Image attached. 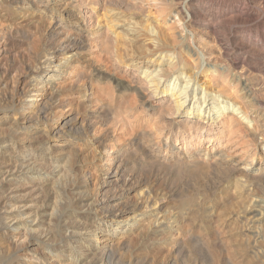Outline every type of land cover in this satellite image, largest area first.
<instances>
[{"label": "bare ground", "instance_id": "obj_1", "mask_svg": "<svg viewBox=\"0 0 264 264\" xmlns=\"http://www.w3.org/2000/svg\"><path fill=\"white\" fill-rule=\"evenodd\" d=\"M152 1H153L154 5L157 4L160 6V4H161V3H159V4L156 3V2H158V0L157 1L152 0ZM71 4H72L71 0H4V1L0 0V65H1V61H5V63L2 65V68H0V131H2L1 126H7L8 125L6 128L7 132L11 134L10 136H12L8 140V139L4 138L5 136L3 135V133H0V193L4 194V195L0 194V222H1L0 223L1 224V226H0V238H1V240H0L1 241V243H0V257L8 258L7 264H62L63 263L62 261H61L62 263H59L56 260H52L50 257H46L45 259L38 261L34 257H25V254H22V252L24 251L23 247H25L26 244L29 243L30 237L33 234H39L40 233L41 230L39 231V229H37V225L42 220L43 216L46 213V210L50 211V209H52L54 211V209L56 208L55 207L56 203L53 200H51L52 202H54L53 206H51V207H48L49 202H47V200L45 198H44V200H41L42 199L41 198V192L39 191L38 188L44 181H46L45 179H47V176H43V174H46L45 170H52L53 172H54V170H57L58 173L61 172V175L63 174L64 176L67 175V176H73V177L77 178L80 181L79 188L87 190V191H85L86 194L84 193V191H82L83 195L85 194V196L81 197V195H82L81 194L80 195L81 198H78V199H80L78 203H81V204L84 203V205H86L87 208H89V209L94 208V209H97L100 211L99 213H95L93 215V219L91 220V224L89 226L88 225L84 226V225L76 223V222L75 223L68 222V221L66 222L65 220L60 222L59 232L62 233V236H63V237H61V239L64 240L69 245L68 246L69 254L67 255V262L64 264H103L105 258L107 260V258L109 256H111L113 253H115V251H119L118 249H122L124 246L129 245V243H130L129 238L131 237V235H134V234H138L142 237V241L144 242V245L147 248L151 245L155 249L156 248H161V249L165 248L166 253L162 254L163 252H161L162 256L158 259V261H156L155 264H177V262H176L177 259L173 257V254H175V252L179 253L180 244L178 243V240L180 238L179 239H178V237L173 238V236L171 237L168 235L163 236V234H165V233L167 234L165 229L171 230L173 227L172 226L173 224L174 225L179 224V220H177L178 219L177 216H175L174 214L172 215L170 213L171 210L170 211L167 210V207L164 206L167 203L166 202L164 204V201L167 199L166 195L168 193L165 194V193H162L161 190L154 189L153 186L147 180H146V184H145L143 190L141 189L142 190L141 192H139V193L137 192L138 187H139V185H138L139 181H136L135 177L133 176L134 173H127L126 172V170H127L126 160L122 156L121 148H118L116 146L117 145L116 142H119V141H116L115 142L116 145L113 144L110 147L103 146L102 150L98 151V152L95 150L96 149L95 147H94L95 149L92 148L93 145H95L99 142V140H98L99 138H96V134H95L96 126H98V123H97L98 114H96V112H93V110L95 108L97 109L101 104L98 106V102H97L98 99L94 100V98L92 97L93 94L91 92V89L93 87L92 84H96V82L99 81V78H100L99 72L102 71V69L101 70L99 69L100 71L98 70L99 71L98 72V71H96L97 68L95 70L93 65L92 66L94 69L92 68L91 65H90L91 68L88 69L89 64H88V66L84 65V64L87 65L88 62L86 63L82 54H79V51H80V49L83 50L82 49V46H83L82 40L85 39V37H87V36L84 35L82 30H80V25H82V24H80L81 20L79 17L81 15L80 16L78 15L79 17L76 16L75 12H77V11L74 12V9L71 7ZM165 4H167V2ZM76 7H77V5H76ZM76 7H75V9H76ZM175 7H177V6H175ZM159 10H161V9H159ZM102 11H104V10L102 9ZM201 16H203V15H201ZM67 20H69V21L72 20L74 24L68 25V23L66 22ZM101 20L102 19H100V21ZM212 20H214V19H212ZM102 21H105L104 22V24H105L107 22H110L111 20L107 21V22H106V20H102ZM97 22H95V23H97ZM112 23L115 24V21H112ZM227 23H229V22H227ZM113 24H111V25H113ZM208 24H210V22ZM221 24L224 25V22H222V23L220 22V24H219L220 29L222 28ZM99 25H98V27L101 26V25L100 26ZM115 25H117V24H115ZM24 26H26V28H27V26H33L34 32L29 31L28 34H24V38L26 37V39H27V42L25 41L26 42L25 48L16 54L17 58L19 57L17 60H15V59L10 60L13 58L12 53L14 52V51L12 52V50H13L12 49L13 48L12 47V39H11L12 36L10 33L12 31H14V33H22L23 34L24 33V31H23ZM170 26L172 27L173 25L170 24ZM207 26H209V25H207ZM12 27H13V29H12ZM94 27H96V26H94ZM110 27L111 26H109L108 29ZM86 28H87V26H86ZM213 29H214V27H213ZM223 29H224V27H223ZM83 30H84V27H83ZM129 30H131V28ZM102 31L104 32V30H102ZM210 31H211V29H210ZM227 31H229V30H227ZM169 32H171V31H169ZM204 32H206V31H204ZM135 33L131 32L130 34L137 35ZM96 34L99 35L98 33H96ZM156 34H155V36H156ZM214 34L215 33L213 32V35ZM21 37L23 38V35ZM132 37H134V36H132ZM16 38H18V37H16ZM89 38H91V37H89ZM152 38L154 39V37H152ZM225 38L227 40L228 37H225ZM158 40H159V37H158ZM150 41L151 40H149V42ZM154 41H152V43ZM169 41H170V39H169ZM228 43H230V42H228ZM228 43L226 42V45ZM149 44H151V43H149ZM189 44H190V42H189ZM167 45H168V43H167ZM20 46H21V44H20ZM160 46H161V44H160ZM224 47L225 46H223V48ZM162 48H164V47H162ZM89 49H90V47H89ZM205 49H207V48H205ZM87 51H89V50H87ZM147 52H149V51H147ZM150 52H152V51L150 50ZM206 52L207 51H205V53ZM158 53H159V50H158ZM89 54H90V52H89ZM16 55L14 54V56H16ZM162 55H163V53H162ZM201 55H203V54L201 53ZM201 55H199V56H201ZM89 56H91V55H89ZM143 57L145 58L146 56H143ZM147 57H150V55ZM172 57H173V55H172ZM204 58H205V56H204ZM204 58H202V59H204ZM124 60H125V57H124ZM124 60H122V62ZM181 60H183V58ZM184 61L185 60H183L182 62H184ZM80 62H84V64L82 65V63H80ZM134 62H136V61H134ZM174 63H177V62H174ZM186 63H187V61H186ZM203 63H205V62H203ZM138 64H141V62H138ZM193 64L195 65V63H193ZM136 65H134V66H136ZM200 65H201V63H200ZM202 67H203V65H202ZM139 68L140 67H138L136 69H139ZM242 68H243V66H242ZM178 69H179V66H178ZM182 69H183V67H182ZM169 70L170 69H168V71ZM193 70H194V73L192 72L193 74L189 75L187 77L188 79L186 81H184V83L182 84V86H184L183 90L179 92L178 97H176V98H175V95L177 94L176 92H178V90L176 91L177 84L173 85L171 88H169V90H166V89L159 90L158 86L160 85V80L162 78V77H160L161 76L160 74H162L163 72H160V74H159L158 71L156 70L157 73L155 72V74L152 76V74H148V69H146V70H144L143 75H146V78H149L151 75V77L148 80H146L147 81L146 84L150 88H152V90L151 89L150 90L152 91L151 94L153 95V97L156 93L165 94L167 92L169 93V91H170L169 95L171 96V98L176 99V100H173L172 105H171V107L173 106V108H171V109H174L175 113H177V115H181L179 112L181 111L182 107L186 104V102L189 100V95L186 94L185 90H191L192 91V85L197 86V84H198L197 80H196V76H197L199 68H195ZM159 71H161V70L159 69ZM164 72H166V71H164ZM170 73H171V71H170ZM223 77H225V76H223ZM242 78L243 77H241V75H239L238 73H232V72L229 74V77H228V83H230V85H233V83L236 82V85H234L232 87L235 90V93L236 94L238 93L237 94L238 96H242V92L245 95L244 91L246 90V84L245 85L243 84ZM222 83L223 82L221 81L220 84H222ZM143 85H145V84H143ZM143 85H142V87L145 88L146 86H143ZM140 86H141V83H140ZM133 87H134V85H133ZM223 87H225V86L223 85ZM226 88H227V86H226ZM236 88H237V90H236ZM220 89H221V87H220ZM135 90H136V92H139L140 89H139V87H137ZM193 90L195 93L196 89H193ZM206 90L207 89L202 88L201 97H198V99L196 101H194V103H192L191 108L187 109L186 112H184L186 118L181 119L182 116H181V118H180V116H178L180 119H178L177 121L171 122L173 127L171 126V124L168 123L167 124V125H169L168 127H165V126L163 127L162 125H161L162 126L161 127L159 125V127L155 130V133L158 136V143H159V145H161V147L158 146L159 150H160V148H162V145L165 148V151L162 150L165 153H164V157L161 158V162H165L167 160L171 161V160L176 159L177 163L183 162L186 166H188V169H189V167H195L196 166V168H197V166H198V167H201V169L205 170L207 173H210L211 175H214V176H218L219 181H220V174H222L224 183H229L231 181H234L235 184H233V186H232L234 191H237L238 189L240 191L243 190L244 194L248 195V192H251V189L249 188V186L251 185L250 183L253 180H257L264 187V130H262L261 133L260 132L257 133L254 131L255 125H253V123L251 124V121L248 119V117L246 115L247 113L244 112L245 109L242 108L241 104L236 105V104L231 103V104L227 105V103H226L227 101L225 103H223V101L220 102L218 97H213V95ZM224 90H226V89H224ZM250 91H251V88H250ZM151 94L149 96H151ZM226 94H228V93H226ZM249 97L250 96H248L247 99ZM193 98L195 99L196 95H194ZM209 98L211 101L209 103H211V104H208ZM177 99H179V100H177ZM95 101L97 102V104L94 103ZM250 101H251V99H250ZM72 102L77 103V107L80 106L82 108V110H84V111H86L87 109H90L93 106V104H95L94 105L95 108L94 109L92 108L93 113H91V116H88V117L86 116V118H85L84 116L82 117L79 115L80 114V113H78L79 110L77 111V108L73 107V105L71 104ZM191 102H193V101H191ZM245 103H247V102H245ZM253 105H255V103ZM248 106H250V105H248ZM260 107H262V106H260ZM247 109H249V108H247ZM101 110H102V108H101ZM99 111H100V109H99ZM101 113H100V115H101ZM172 113H174V111ZM259 114H261V113H259ZM138 115H139V113H138ZM138 115H137V117H138ZM146 115H147V113H146ZM154 116H156L157 119L165 116V110L162 109V106L158 105L153 110V113L148 115L146 117V119L148 120L149 117H152V119H153ZM142 118H143V116H142ZM162 119H164V118H162ZM262 119H264V118H262ZM128 123H129V121H128ZM262 123H261V125H263ZM257 124H258V122L256 123V125ZM125 125H126V123H125ZM239 125L243 127V129H244L243 131L249 133V138L247 139L248 140L247 142H249V144L247 143L244 146L243 145L241 146V144L243 142H240L241 144H237V141L240 140L237 138L238 136L236 137V135H237L236 133L239 132V130L237 132V129H238L237 126H239ZM122 126L124 127L123 124H122ZM122 126H121L122 130L120 129L121 131H123ZM155 127H156V123H155ZM235 127H237V128H235ZM98 128H99V126L97 127V129ZM255 129H257V128H255ZM258 129H259V127H258ZM85 130H88L89 132L93 133V136L91 137L92 139L90 138L91 140L83 142V141H80V139H78V140L65 139L67 136L66 134H68V133H72V134L74 133L77 136H80V135L84 136L83 132ZM149 132H151V131H149ZM112 133H113V131H112ZM154 135L150 134L148 137L146 136L147 140H144V141H146V144L150 147L152 146V143H155V142H152V140H153L152 136H154ZM97 137H98V135H97ZM241 138H242V136H241ZM138 139H139V137H138ZM102 140H104V138H102ZM244 141H246V140H244ZM38 142H40L41 144L39 143L36 145V143H38ZM111 142H112V138H111ZM136 143H138V142H136ZM109 144H110V142H109ZM142 144H144V143H142ZM40 145H42L44 147V149L41 148L44 151L43 155L42 154L37 155L34 152ZM141 146H143V145H141ZM84 149H86V151H85L86 154L90 155L91 161L95 163V166H92L90 168L88 166L85 167L82 165H78V159L77 158H79L78 157L79 153L81 151L83 152ZM62 150H65V154H64V152L62 153V155L64 154L63 165L60 167L55 166V163H57V161L55 160L54 154L61 152ZM97 150H99V149H97ZM150 153H151V151H150ZM59 155H61V154H59ZM150 155H152V154H150ZM6 156H7V159L4 158ZM84 156H86V155H84ZM165 156H168V157L165 158ZM80 157H82V156H80ZM155 157L159 158V154L157 153L155 155ZM126 158H127V156H126ZM58 159H59V157H58ZM79 160H80V158H79ZM138 164H140V163H138ZM135 168H137V167H135ZM179 169H180V167H179ZM129 171H131V169ZM53 172H51V173H53ZM234 173H238V178L237 177L232 178V175ZM187 174H188V172H187ZM59 176L60 175H58V177ZM164 176H165V174H164ZM142 177L143 176H140V178H142ZM143 179H142V181H144ZM73 183H75V182L73 181ZM50 184H52V182ZM69 186L70 185H68V187ZM65 187L67 188V186H65ZM77 187H78V184H77ZM118 188H119V194L117 193V195H112V196L110 195L109 196V193L112 190H115ZM172 188L173 187L171 186L170 189H172ZM258 188H260V187H258ZM22 189H25L26 193L23 196H20L19 193ZM73 189H71V190H73ZM61 190H64V189L62 188ZM166 190H168V189H166ZM227 190H229V189H227ZM176 191H178V190H176ZM132 192L138 193L136 195L138 197L136 199V201L133 203L128 202V201L123 202L122 201L123 196L125 197V195L132 193ZM168 192H169V190H168ZM243 192L241 195H243ZM219 193H221V192L219 191ZM232 193H234V192H232ZM236 193H238V191ZM256 193H258V191ZM70 194L72 195V193H70ZM176 194L177 193H175V195ZM200 194H202L201 191H200ZM220 195L221 194H219V196ZM244 196H246V195H244ZM47 198H49V197H47ZM134 199H135V197H134ZM193 199H195V198H193ZM216 199L217 198H215L214 201ZM244 199H246V201L241 203V205H240L241 211H240V213H237L238 214L237 218L239 217L242 219V221L244 220V226L248 227L249 229H250V227H253L255 225L260 226L262 224L264 226V198L263 197L262 198L256 197L254 195L249 194V196L247 198H244ZM61 204H62V202H61ZM192 204H193V202H192ZM170 205H171V203H170ZM78 206H81V205H78ZM205 206H206V208L208 207V205H205ZM205 206L203 205V207H205ZM86 207L84 206V208H86ZM83 209H82V211L85 210V209L84 210ZM209 209L211 211V208H209ZM183 210H186V208ZM215 210H217V209H215ZM197 212H199V211H197ZM175 214L177 215V213H175ZM181 214H182V212H181ZM188 216H190V215H188ZM186 217H187V215H186ZM212 220H213V218H212ZM221 221H223V220H221ZM202 223H204V222H202ZM209 223H210V220H209ZM214 223H215V225L216 224L220 225V217H218V219H216V221ZM242 229L243 228H241V230ZM256 229H257L256 233H255L256 237H255V240L253 243H258L260 241H264V229L261 227H258ZM19 230H21V231H19ZM216 232H217V229H216ZM218 232H219V229H218ZM98 234H100V236H98ZM48 235L49 234L46 233L45 235H42V238L47 239ZM185 235H187V234H185ZM185 235H183V236H185ZM35 236L37 237V235H35ZM39 236L40 235H38V237ZM172 239H174V240H172ZM175 239H178V240H175ZM189 239H191V238H189ZM217 239H219V238H217ZM135 240L138 241L137 238L134 239V241ZM43 241H45V239ZM190 241H188V242H190ZM181 242H182V239H181ZM260 243H262V242H260ZM253 245H255V244H253ZM262 245H263V243H262ZM262 245H259V246H262ZM197 246H199L198 250L203 247L202 244H197ZM210 247H212V246H210ZM26 248L27 247H25V249ZM147 248H145V249H147ZM194 248L197 249L196 247H194ZM203 249H204V247H203ZM214 249L211 248V250H214ZM125 250H126V248H125ZM156 250H158V249H156ZM152 251H153V249H152ZM162 251H164V250H162ZM259 251L260 250H258L257 254L261 255V253ZM154 252H155V250H154ZM202 252H206V251H202ZM219 252H220V250H219ZM250 252H255V251L250 250ZM234 253H236V252L234 251ZM215 254L216 253H214V255ZM236 254H234V255H236ZM142 255H145V254H142ZM81 256H84V257L81 258ZM176 257H178V256L176 255ZM208 257H210V256H208ZM233 257L234 256H232V258ZM244 257H246V256H244ZM113 258L116 260L115 257H113ZM123 258H124V253H123ZM125 258H127V257H125ZM210 258H212V256ZM215 258H216V256H215ZM114 259H112V261ZM136 259H138V258H136ZM234 259H235V257H234ZM64 262H65V260H64ZM126 262L128 264V261H126ZM184 262L186 263V261H184ZM145 263H147V262H145V261L140 262V264H145ZM2 264H4V263H2ZM109 264H111V263H109ZM119 264H123V263H121L119 261Z\"/></svg>", "mask_w": 264, "mask_h": 264}, {"label": "rangeland", "instance_id": "obj_2", "mask_svg": "<svg viewBox=\"0 0 264 264\" xmlns=\"http://www.w3.org/2000/svg\"><path fill=\"white\" fill-rule=\"evenodd\" d=\"M164 2L165 3L167 2V4H165ZM71 3H72L71 7L74 9V12L75 11L78 12V13L75 12L76 16L79 17L81 15L79 17L81 20L80 24H82V25H80V30H82L84 35L87 36V37H85L86 40L85 39L82 40V45H83L82 49L83 50L80 49L79 54H82L86 63L87 62L88 63H87V65L84 64V62H80V63H82V65L84 64L85 66H88V64H89L88 69L91 68L92 65L94 66L95 70L97 68L96 71H98L99 69L100 70L102 69V71H100V70H99L100 72L98 71L99 76H100L99 81L96 82V84H92L93 87L91 89V92L93 94L92 97L94 98V100L98 99L97 100L98 106L101 104L98 107L100 109V111L98 108L97 109L95 108V106H94L95 104H93V106L90 109H87L86 111L82 110V108L80 106L77 107V103L72 102L71 104L73 105V107L77 108V111L79 110L78 113H80L79 115L82 117L84 116L86 118V116L87 117L91 116V113H93V112H96V114H98L97 123H98L99 128L97 129L98 126H96L95 134H96V138H99L98 139L99 142L97 144L93 145L92 148L95 147L96 149L95 148L94 149L98 152V151L102 150L103 146L110 147L113 144L114 145L117 144L116 146L118 148H121L122 156L126 160V168H127L126 172L127 173H134L133 176L135 177L136 181H139L138 182L139 187L137 190L138 193L143 190V188L146 184V180L153 186L154 189L161 190V192L165 193V194L168 193L166 195L167 199L164 201V204L166 202L167 203L164 206L167 207V210H169V211L171 210L170 213L172 215L174 214L175 216H177V218H178L177 220H179V224H176V225L173 224L172 225L173 227L171 230L165 229L167 234L165 233V234H163V236L168 235L171 237L173 236V238H176V237H178V239L180 238L179 240L175 239V240H178V243L180 244L179 253L175 252V254H173V257L177 259L176 260L177 264H181V263L184 264L185 263L184 261H186L185 264H187V263L188 264H264V261H263L264 260V241H260L263 243V245L260 242H258L259 244L253 243L255 240V237H256V235H255L256 230H257L256 228L261 227L264 229V226L262 224L260 226L255 225L253 227H250V229H249L248 227L244 226V220L242 221L241 218H239V217L237 218V215H238L237 213H240V211H241V209H240L241 203L246 201V199H244V198H247L249 196V194L254 195L256 197H261V198L263 197L264 198V187L257 180H253L250 183L251 185L249 186V188L251 189V192H248V195L244 194L243 190L240 191L239 189L237 190L238 193H236L237 191H234V189L232 188L233 184H235L234 181H231L229 183H224L222 174H220V181H219L218 176L211 175L210 173H207L205 170L201 169V167H198V166H197V168L195 166V167H189V169H188V166H186L183 162L177 163L176 159L171 160V161L167 160L165 162H161V158L164 157L165 148L162 145V148H160V150H159V147H161V145H159L158 136L155 133V130L159 127V125L160 126L162 125L163 127L164 126L168 127L169 126V125H167L168 123L171 124V122L177 121L178 119L181 118V116H182L181 119L186 118L184 112H186L187 109L191 108L192 103H194V101H196L198 99V97H201L202 88L207 89L206 91L210 92L213 95V97H218L220 102L223 101V103H225L227 101L226 102L227 105L231 104V103L236 104V105L241 104L242 108L245 109V110L244 109L243 110L245 113H247L246 115H247L248 119L251 121V124L253 123V125L256 126V127L254 126V131L257 133L258 132L261 133L262 130H264V119H262V118H264V0H169V1L168 0H163V1L158 0V2H156V3H158V4L161 3L160 4L161 7L157 4L154 5L152 0H95V1L94 0H74V1L71 0ZM76 5H77V7H76ZM175 6H177V7H175ZM75 7H76V9H75ZM102 9L104 11H102ZM159 9H161V10H159ZM201 15H203V16H201ZM100 19L106 20V22L110 21V20L111 21L104 24L105 21L101 20L103 22L102 23L100 21ZM212 19H214V20H212ZM112 21H115V24H117V25L113 24ZM219 21L221 23L224 22V25L221 24L222 25L221 29L219 26V24H220ZM66 22L68 23V25L74 24L72 20H70V21L67 20ZM95 22H97V23H95ZM209 22H210V24H208ZM227 22H229V23H227ZM97 24L98 25L100 24L101 26L99 25L100 27H98ZM111 24H113V25H111ZM170 24H172L173 26L171 27ZM207 25H209V26H207ZM82 26L84 27V30H83ZM86 26H87V28H86ZM94 26H96V27H94ZM109 26H111V27L108 29ZM213 27H214V29H213ZM223 27L225 30L223 29ZM130 28H131V30H129ZM12 29H13V27H12ZM210 29H211V31H210ZM102 30H104V32ZM105 30L106 31L108 30V31L106 32ZM227 30H229V31H227ZM23 31H24L23 34L22 33H14V31H12L10 33L12 36V38H11L12 39V47H13L12 52L14 51L12 53L13 58L10 60H13V59L17 60L19 58V57L17 58L16 54L25 48L26 42H27L26 37L24 38V34H28L29 31L34 32V27L33 26H27V28H26V26H24ZM169 31H171V32H169ZM204 31H206V32H204ZM131 32L132 33L136 32L135 34H137V35H132V34H130ZM213 32L215 33L214 35H213ZM96 33H98L99 35H97ZM155 34H156V36H155ZM22 35H23V38L21 37ZM132 36H134V37H132ZM16 37H18V38H16ZM89 37H91V38H89ZM152 37H154V39ZM158 37H159V40H158ZM225 37H228L227 40ZM148 39L151 41L149 42ZM169 39H170V41H169ZM152 41H154V42L152 43ZM225 41L227 43L228 42H230V43H228L226 45ZM189 42H190V44H189ZM149 43H151L152 45ZM167 43H168V45H167ZM20 44L22 47L20 46ZM160 44H161V46L163 45L162 47H164V48H162L160 46ZM223 46H225V47L227 46V47L223 48ZM89 47L91 50L89 49ZM148 48L152 52H150V50ZM205 48H207V49H205ZM87 50H89V51H87ZM158 50H159V53H158ZM147 51H149L150 53ZM205 51H207V52L205 53ZM89 52H90V54H89ZM162 53H163V55H162ZM201 53L203 55H201ZM14 54L16 56H14ZM148 54L150 55V57H147V56H149ZM171 54L173 55V57ZM89 55H91V56H89ZM199 55H201L202 57ZM143 56H146V57L144 58ZM204 56H205V58H204ZM124 57H125V60H124ZM180 58L181 59L183 58V60H185V61L182 62L183 60H181ZM202 58H204V59H202ZM122 60H124V61L122 62ZM134 61H136V62H134ZM186 61H187V63H186ZM138 62H141V64H138ZM174 62H177V63H174ZM203 62H205V63H203ZM4 63H5V61H1L0 68H2V65ZM193 63H195V65ZM200 63H201V65H200ZM133 64L136 66H134ZM202 65H203V67H202ZM93 66H92V68H93ZM178 66H179V69H178ZM242 66H243V68H242ZM135 67L136 68L140 67V68L136 69ZM182 67L184 70L182 69ZM195 68H199L197 76H196V80H197L198 84H197V86L192 85L193 83L191 84L192 85V91L191 90H185L186 94L189 95V100L186 102V104L182 107L181 111L179 112L181 115H177V113H175V110L171 109V108H173V106L171 107L172 102H173V100H176L175 98L178 97L179 92L183 90L184 86H182V84L184 83V81H186L188 79L187 77L189 75H192L194 73L193 69H195ZM146 69H148V74H152V76L155 74V72L157 73V71L159 74H160V72H163L165 74V75L163 73L160 74L161 75L160 77H162V78L160 80V85L158 86L159 90H163V89L169 90V88H171L173 85L177 84L176 91L178 90V92H176L177 94L175 95V98H171V96L169 95L170 91H169V93L168 92L165 93L166 95L156 93L153 97V95L151 94L152 88H150L146 84L147 83L146 80H148L151 77V75L149 78H146V75H143L144 74L143 72ZM159 69L161 71H159ZM168 69H170V70L168 71ZM163 70L166 72H164ZM170 71H171V73H170ZM231 72L232 73H238L239 75H241V77H243L242 78L243 84L244 85L246 84V90L244 91L245 95L243 94V92H242V96H238L237 95L238 93L237 94L235 93V90L233 89L232 86L236 85V82H234L233 85H230V83H228V77H229V74ZM223 76H225V77H223ZM221 81L223 82L222 84H220ZM140 83H141V86H140ZM142 83L145 85H143ZM133 85H134V87H133ZM142 85L146 86V87L144 88V87H142ZM223 85L225 87H223ZM219 86L221 87V89ZM226 86H227V88H226ZM137 87H139V89H140L139 92H136V90H135ZM237 88H236V90H237ZM250 88H251V91H250ZM193 89H196L195 93H194ZM224 89H226V90H224ZM226 93H228V94H226ZM150 94H151V96H149ZM193 94L196 95L195 99L193 98V96H194ZM248 96H250V97L247 99ZM250 99H251V101H250ZM177 100H179V99H177ZM208 100H209L208 104H211V103H209V102H211L210 98ZM191 101H193V102H191ZM97 102L95 101L94 103L97 104ZM245 102H247V103H245ZM254 103H255V105H253ZM156 105L162 106V109L165 110V116L160 117L158 119L156 118V116H154V118H153L154 120L152 119V117H149V119L147 120L146 117L153 113V110L157 107ZM248 105H250V106H248ZM260 106H262V107H260ZM100 107L102 108L103 111L101 110ZM92 108L93 109L95 108L96 110L95 109L93 110ZM247 108H249V109H247ZM92 110H93V112H92ZM171 111L172 112L174 111L175 114L172 113ZM100 113H101V115H100ZM138 113H139V115H138ZM146 113H147V115H146ZM259 113H261V114H259ZM140 114L143 116V118ZM137 115H138V117H137ZM178 116H180V118ZM162 118H164V119H162ZM128 121H129V123H128ZM257 122H258V124L256 125ZM125 123L127 126L125 125ZM155 123H156V127H155ZM261 123L263 125H261ZM122 124L124 125V127L122 126ZM7 126H1L2 131H0V133H3V135L5 136L4 138L9 140L10 137H12V136H10L11 134L7 132V129H6ZM121 126L123 127V131H121L122 130ZM171 126L173 127L172 124H171ZM237 127H238L237 132H238V130H239V132L236 133L237 134L236 137L238 136L237 138L240 139V140L237 139L238 140L237 144H241L240 142H243L241 144V146L242 145L244 146L247 143L249 144V142H247L248 141L247 139L249 138V133L243 131L244 129L242 126L239 125ZM237 127H235V128H237ZM258 127H259V129H258ZM255 128H257L258 130ZM112 131H113V133H112ZM149 131H151V132H149ZM83 134H84V136L83 135L77 136L74 133L73 134L68 133V134H66L67 136L65 139H68V140L80 139V141H83V142L92 139L91 138L93 136L92 132L85 130L83 132ZM150 134H152V135L155 134L154 136H152V139H153L152 142H155V143H152L151 147L146 144V141H144V140H147L146 138ZM97 135H98V137H97ZM241 136H242V138H241ZM101 137L104 138V140H102ZM138 137L140 140L138 139ZM111 138H112V142H111ZM244 140H246V141H244ZM116 141H119L120 143L116 142ZM109 142H110V144H109ZM115 142H116V144H115ZM136 142H138V143H136ZM39 143L40 142L36 143V145ZM142 143H144V144H142ZM141 145H143V146H141ZM41 148L44 149V147L42 145H40L37 148L38 150L34 149L35 150L34 152L37 155H41V154L43 155L44 151ZM86 149H84L83 152L81 151L79 153L78 157L80 158V160H79V158H77L78 159V165H82L85 167L88 166L91 168L92 166H95V163L91 161L90 155L88 154L89 155L88 156L86 154V152H85ZM97 149H99V150H97ZM162 150H164V151H162ZM150 151H151V153H150ZM63 152L65 154V150H62L61 152L54 154L55 160L57 161V163H55V166L60 167L63 165V162H64V160H63L64 154L62 155ZM156 152L159 154V158L155 157V155L157 154ZM59 154H61V155H59ZM150 154H152L153 156ZM84 155H86V156H84ZM80 156H82L83 158ZM126 156H127V158H126ZM58 157L60 160L58 159ZM167 157L168 156H165V158H167ZM4 158L7 159V156ZM138 163H140V164H138ZM135 167H137V168H135ZM179 167H180V169H179ZM129 168L131 169V171H129L130 170ZM51 172H53V171L52 170H45L46 174H43V176H47V179H45L46 181H44L39 186L38 189L41 192V198H42L41 200H44V198H45L47 200V202H49L48 207L53 206V203L55 202L56 208L54 209V211L52 209H50V211L46 210L45 215L43 216L40 223H38V225H37V229H39V231L41 230L40 233L39 234H33L32 235L33 237L32 236L30 237L29 243L26 244V246H25L27 248L25 249V247H23L24 251L22 252V254H25V257H34L38 261H41V260L45 259L46 257H50L52 260H56L59 263L63 262L62 264H64L67 262V255L69 254V249H68L69 245L64 240L61 239V237H63V236H62V233L59 232L60 222L65 220L66 222L67 221L73 222V223L76 222V223L82 224L84 226L85 225L89 226L91 224V220L93 219V215L95 213H99L100 211L97 209H94V208L89 209L86 207V205H84V203L83 204L78 203L80 200L78 198L85 196V194H86L85 191H87V190L79 188L80 181L77 178H75L73 176H67V175L64 176L63 174H62L63 175L62 176L61 172L58 173L57 170H54L53 173H51ZM187 172H188V174H187ZM164 174H165V176H164ZM58 175H60V176L58 177ZM140 176H143V177L140 178ZM236 177L238 178V173H234L232 175V178H236ZM142 179L144 181H142ZM72 180L75 183H73ZM51 182H52V184H50ZM77 184H78V187H77ZM68 185H70V186L68 187ZM65 186H67V188ZM171 186L173 187L172 189H170ZM258 187H260V188H258ZM62 188L64 190H61ZM71 189H73V190H71ZM166 189H168L169 192ZM227 189H229V190H227ZM176 190H178V191H176ZM82 191H84V193H85L84 195H83ZM200 191L202 194H200ZM219 191L221 193H219ZM257 191H258V193H256ZM137 192H132V193H129L127 195L124 194L125 197L123 196L122 201L123 202L128 201V202H132V203L135 202L136 199L138 198L136 196L138 194ZM232 192H234V193H232ZM242 192H243V195H241ZM25 193H26L25 189H22L20 191L19 195L23 196ZM70 193H72V195ZM117 193L119 194V188L112 190L109 193V196L110 195L111 196L117 195ZM175 193H177L176 194L177 196L175 195ZM218 193L221 194L222 196L221 195L219 196ZM80 195H81V197H80ZM244 195H246L247 197ZM133 196L135 197V199ZM47 197H49V198H47ZM193 198H195V199H193ZM215 198H217V199L214 201ZM51 200H53L54 202H52ZM61 202H62V204H61ZM192 202H193V204H192ZM170 203H171V205H170ZM202 204L204 206L208 205V207L207 208H206V206L203 207ZM78 205H81V206H78ZM84 206L87 209L84 208ZM184 207L186 208L187 211L183 210V209H185ZM209 208H211V211ZM82 209L85 212L82 211ZM215 209H217V210H215ZM197 211H199V212H197ZM181 212H182V214H181ZM175 213H177V215ZM185 214L187 215V217ZM188 215H190V216H188ZM211 217L213 218V220ZM218 217H220V225L219 224L215 225L214 222L216 221V219H218ZM209 220H210V223H209ZM221 220H223V221H221ZM202 222H204V223H202ZM0 226H1V224H0ZM215 228L217 229V232H216ZM241 228H243V229L241 230ZM218 229H219V232H218ZM19 231H21V230H19ZM46 233L49 234L48 238L47 239L42 238V235H45ZM185 234H187V235H185ZM35 235H37V237ZM38 235H40L41 237L40 236L38 237ZM183 235H185V236H183ZM98 236H100V234H98ZM139 236L140 235H138V234L131 235V237L129 238L130 239L129 245L124 246L126 248V250L124 247L122 249H118L119 251H115V253H113L111 256H109L107 258V260L105 258L103 264H109V263L119 264V261L123 264H127L126 261H128V264H130V263L131 264H140V262H143V261L147 262L145 264H155L156 261H158V259L162 256V254L166 253L165 248L164 249L163 248L162 249L156 248V249H158V250H156L155 248H153L152 245L147 248L144 245V242L142 241V237L141 236L139 237ZM136 238L138 239V241L137 240L134 241V239H136ZM189 238H191V239H189ZM217 238H219V239H217ZM44 239H45V241H43ZM181 239H182V242H181ZM0 240H1V238H0ZM172 240H174V239H172ZM187 240L188 241L191 240V241L188 242ZM0 243H1V241H0ZM191 244L194 247H196L197 249H195ZM197 244H202L204 249H203V247L202 248L200 247L201 249H199L200 250L199 251L198 250L199 246H197ZM253 244H255V245H253ZM259 245H262V246H259ZM210 246H212V247H210ZM145 248H147V249H145ZM211 248L212 249L215 248V249L211 250ZM152 249H153V251H152ZM257 249L260 250L259 252L261 253V255L257 254L258 253ZM154 250H155V252H154ZM162 250H164V251H162ZM201 250L206 251V252H202ZM219 250H220V252H219ZM250 250L255 251V252H250ZM234 251L237 254L234 253ZM122 252L124 253V258L127 257L128 259L125 258L126 259L125 260L123 258ZM161 252H163V253L161 254ZM214 253H216V254L214 255ZM142 254H145V255H142ZM234 254H236V255H234ZM176 255L178 257H176ZM207 255L210 257L212 256V258L208 257ZM215 256H216V258H215ZM232 256H234L235 259H234V257L232 258ZM244 256H246V257H244ZM83 257L84 256H81V258H83ZM113 257H115L116 260ZM136 258H138V259H136ZM112 259H114L113 260L114 262L112 261ZM7 260H8V258L0 257V264H2V263L7 264V262H8ZM64 260H65V262H64Z\"/></svg>", "mask_w": 264, "mask_h": 264}]
</instances>
